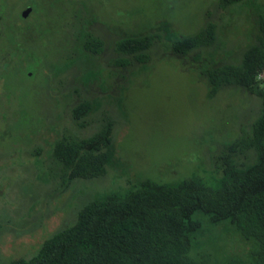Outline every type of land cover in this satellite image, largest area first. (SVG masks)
Segmentation results:
<instances>
[{
    "label": "rangeland",
    "instance_id": "1",
    "mask_svg": "<svg viewBox=\"0 0 264 264\" xmlns=\"http://www.w3.org/2000/svg\"><path fill=\"white\" fill-rule=\"evenodd\" d=\"M209 27V46L173 53L175 41ZM262 27L264 0H0V264L34 256L92 200L148 179L216 190L252 166L254 151L231 148L260 113L264 69L254 90L222 86L211 98L207 73L238 65L264 40ZM146 34L154 36L147 61L117 65L115 42ZM87 35L100 55L84 50ZM84 102L89 112L75 122L72 110ZM108 124L109 147L92 154L106 173L63 186L54 144ZM195 219L202 226L190 256L199 264L255 260L257 244L229 223Z\"/></svg>",
    "mask_w": 264,
    "mask_h": 264
},
{
    "label": "trees",
    "instance_id": "2",
    "mask_svg": "<svg viewBox=\"0 0 264 264\" xmlns=\"http://www.w3.org/2000/svg\"><path fill=\"white\" fill-rule=\"evenodd\" d=\"M240 1L221 0V5L228 7ZM153 40L151 34L118 39L115 49L121 57L115 63L121 67L132 61L144 64ZM213 41L214 28L209 27L175 41L171 49L182 56ZM83 48L94 55L102 52L100 43L89 35ZM263 69L262 39L244 52L238 65L208 71V97L222 86L254 90L256 76ZM260 97L259 115L231 148V152L254 151L256 162L245 170L234 171L220 189L194 180H186L179 187L145 180L136 190L90 201L72 226L52 234L34 256L13 259L9 264H199L190 256L191 237L202 226L195 219L197 213L212 224L229 223L244 240L257 244L253 262L233 259L228 264H264V92ZM89 107L87 102L78 104L72 110L74 121L81 120ZM110 127L108 124L86 139L64 136L54 144L53 159L62 167L63 186L106 173L103 159L92 154L109 147Z\"/></svg>",
    "mask_w": 264,
    "mask_h": 264
},
{
    "label": "water",
    "instance_id": "3",
    "mask_svg": "<svg viewBox=\"0 0 264 264\" xmlns=\"http://www.w3.org/2000/svg\"><path fill=\"white\" fill-rule=\"evenodd\" d=\"M32 8L30 6L27 7V9L22 13V17H26L29 12H31Z\"/></svg>",
    "mask_w": 264,
    "mask_h": 264
}]
</instances>
